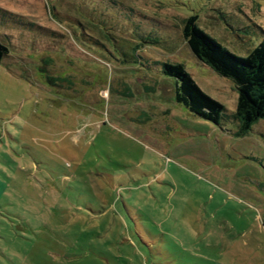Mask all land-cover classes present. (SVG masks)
<instances>
[{
  "label": "rangeland",
  "instance_id": "obj_1",
  "mask_svg": "<svg viewBox=\"0 0 264 264\" xmlns=\"http://www.w3.org/2000/svg\"><path fill=\"white\" fill-rule=\"evenodd\" d=\"M63 1L0 0L34 61H0V264H264V135L194 116L159 71L234 112L181 19L245 55L264 0Z\"/></svg>",
  "mask_w": 264,
  "mask_h": 264
},
{
  "label": "trees",
  "instance_id": "obj_2",
  "mask_svg": "<svg viewBox=\"0 0 264 264\" xmlns=\"http://www.w3.org/2000/svg\"><path fill=\"white\" fill-rule=\"evenodd\" d=\"M226 1L224 0L223 3ZM58 4L62 10L64 1L61 0ZM218 13L223 18L221 12L218 11ZM209 17L217 18L212 15ZM181 22V34L192 55L216 74L232 82L236 91V105L234 112L225 113L224 106L199 88L183 64L163 61L159 63V71L172 79L173 100L194 116L213 124H218L220 116L225 115L226 118H232L238 122L240 133H246L254 125L253 129L264 135V121H261L264 120V32H262V38L248 50L247 54L238 55L201 28L197 23L196 14L182 18ZM12 23L18 26H31V24L19 22L14 17V13L0 8V61L4 58L9 61L18 58L22 62H34L25 56H15L11 53L15 39L7 27L13 26ZM168 27L170 26H165L162 30ZM42 32L44 36L40 39L50 42L52 47L55 41L54 32L49 29Z\"/></svg>",
  "mask_w": 264,
  "mask_h": 264
}]
</instances>
